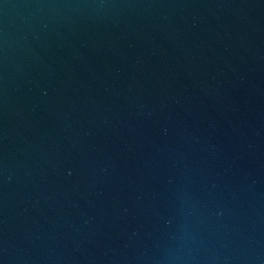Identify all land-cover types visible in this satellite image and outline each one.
Segmentation results:
<instances>
[{
	"label": "water",
	"instance_id": "obj_1",
	"mask_svg": "<svg viewBox=\"0 0 264 264\" xmlns=\"http://www.w3.org/2000/svg\"><path fill=\"white\" fill-rule=\"evenodd\" d=\"M0 264H264V0H0Z\"/></svg>",
	"mask_w": 264,
	"mask_h": 264
}]
</instances>
